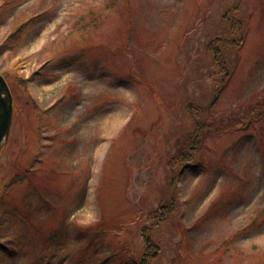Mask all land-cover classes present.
I'll use <instances>...</instances> for the list:
<instances>
[{
  "label": "rangeland",
  "instance_id": "obj_1",
  "mask_svg": "<svg viewBox=\"0 0 264 264\" xmlns=\"http://www.w3.org/2000/svg\"><path fill=\"white\" fill-rule=\"evenodd\" d=\"M0 73V264H264V0H0Z\"/></svg>",
  "mask_w": 264,
  "mask_h": 264
},
{
  "label": "water",
  "instance_id": "obj_2",
  "mask_svg": "<svg viewBox=\"0 0 264 264\" xmlns=\"http://www.w3.org/2000/svg\"><path fill=\"white\" fill-rule=\"evenodd\" d=\"M12 95L9 86L0 74V148L5 143L12 120Z\"/></svg>",
  "mask_w": 264,
  "mask_h": 264
},
{
  "label": "trees",
  "instance_id": "obj_3",
  "mask_svg": "<svg viewBox=\"0 0 264 264\" xmlns=\"http://www.w3.org/2000/svg\"><path fill=\"white\" fill-rule=\"evenodd\" d=\"M95 20L94 19H91L90 21H88V22H86L85 24H83V25H85V26H95ZM238 23H239V25L241 24V22H240V20H238ZM241 26V25H240ZM20 25H17L16 27H15V31L12 33V34H10L9 35V37H13V36H15L14 34L17 32V31H19L20 30ZM235 27V26H234ZM235 29L237 30V27H235ZM195 109V111H196V108H194ZM199 136V138H200V132H199V130L197 129V131L195 132V139H194V142H196V143H198V141L196 140L197 139V137ZM198 138V139H199ZM190 148H193L192 149V152H191V157L194 155V153L197 151V147H193V146H189ZM3 149H5V147L3 148ZM3 149H2V151H3ZM1 151V152H2ZM1 152H0V154H1ZM188 156V155H187ZM18 169H19V167H18ZM20 172H24V173H27L28 172V169H24V170H19V173ZM14 180H16V179H14ZM1 201H2V203H3V206H6L7 207V209H8V212L11 214V215H13V216H15V217H17L18 219H20V221H21V224H22V226H25V225H27V223H30V219L29 218H27V216L26 215H24L25 216V218H26V221L21 217V214L15 209V208H13V207H10V206H8L9 204H6V203H4V200H3V198L1 199ZM27 222V223H26ZM26 231H30V230H26ZM127 262H128V259H127V257H125L124 259H121L120 261H118L116 264H127Z\"/></svg>",
  "mask_w": 264,
  "mask_h": 264
}]
</instances>
